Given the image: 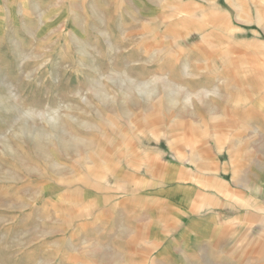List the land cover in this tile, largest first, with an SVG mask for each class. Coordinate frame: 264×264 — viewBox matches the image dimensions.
<instances>
[{"label": "rangeland", "instance_id": "374dc122", "mask_svg": "<svg viewBox=\"0 0 264 264\" xmlns=\"http://www.w3.org/2000/svg\"><path fill=\"white\" fill-rule=\"evenodd\" d=\"M0 264H264V0H0Z\"/></svg>", "mask_w": 264, "mask_h": 264}, {"label": "crops", "instance_id": "0c3cea01", "mask_svg": "<svg viewBox=\"0 0 264 264\" xmlns=\"http://www.w3.org/2000/svg\"><path fill=\"white\" fill-rule=\"evenodd\" d=\"M245 19H246L247 22H249L248 20H250V19H248V16H245ZM260 98H262V97H260Z\"/></svg>", "mask_w": 264, "mask_h": 264}]
</instances>
